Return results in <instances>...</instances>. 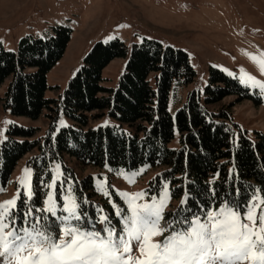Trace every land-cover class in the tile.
I'll return each mask as SVG.
<instances>
[{
    "label": "trees",
    "instance_id": "1",
    "mask_svg": "<svg viewBox=\"0 0 264 264\" xmlns=\"http://www.w3.org/2000/svg\"><path fill=\"white\" fill-rule=\"evenodd\" d=\"M55 31L50 38L23 37L17 52L0 44V86L12 76L2 100L12 113L32 118H38L45 108L56 114L62 109L74 124L53 136L54 119L44 140L34 138V128L12 124L0 145V184L7 183L18 162L37 149L38 153L28 160L35 167V207L43 204L55 161L62 163L66 178L75 179L78 197L95 193L93 176L75 178L73 170L63 163L65 156L113 169L159 167L150 191L160 192L164 181H169L172 196L180 199L187 194L190 199L184 207L194 210L201 204L206 210L209 206L213 209L225 200L241 203L259 192L254 190L264 189V132L256 131L251 139L235 124L240 132L237 140L230 111L210 108L229 95H236L237 102L252 97L250 89L238 79L211 67L204 95L200 90L191 91L173 114L169 103L174 85H187L197 76L188 53L152 38H144L130 50L117 38L96 43L63 94L48 98L47 73L62 58L71 38L68 27L57 26ZM122 56L129 58L117 87L105 86V67ZM153 72L155 85L150 80ZM100 110H108L131 129L88 127L90 113ZM177 131L179 144L172 147ZM213 190L219 194L215 199ZM180 206L181 202L177 209Z\"/></svg>",
    "mask_w": 264,
    "mask_h": 264
},
{
    "label": "rangeland",
    "instance_id": "2",
    "mask_svg": "<svg viewBox=\"0 0 264 264\" xmlns=\"http://www.w3.org/2000/svg\"><path fill=\"white\" fill-rule=\"evenodd\" d=\"M57 26L70 28L71 38L62 58L47 73L48 98H59L63 94L96 43H107L117 38L125 42L130 50L144 38H152L165 46L180 48L188 53L197 76L187 85H174L169 103L173 114L187 101L191 91L200 90L204 95L205 87L209 84L211 67L238 80L241 77L247 79L251 75L264 82V71H261L258 63L259 60H264V0H0V44L8 50L17 52L21 39L28 35L50 38L55 35ZM128 58L129 56L117 57L105 67V86L117 87ZM155 75V72L150 75L153 85L156 83ZM11 80L12 76H9L0 86V141H4L7 129L12 124L34 128V138L42 140L50 131L54 119L56 125L51 132L53 136L62 128L74 124L62 109L56 114L54 110L45 108L38 118L12 113L2 100ZM249 89L252 97L237 102L236 95H229L210 106L215 110L227 108L230 111L234 122L231 126L237 140L240 137L239 127L251 139H254L256 131L264 132V95L257 94L256 88ZM105 122L107 125L131 129L127 124L122 125L108 110L90 113L88 127L105 126ZM178 144L177 131L170 145L177 147ZM37 153V149L27 153L18 162L7 183L0 184V203L16 198L18 192L26 191L21 185L26 167L32 172L33 186L35 167L28 160ZM63 163L73 170L77 179L93 176L95 193L83 197L88 202L84 208L90 216L97 217L99 208L102 207L103 213L110 215L117 229L121 227L120 221L113 215V207L110 205L113 201L120 207L125 205L124 198L116 193L147 192L155 195L156 193L150 191L151 181L161 171V168L150 165L131 170L98 167L83 164L70 156H65ZM57 164L61 165L59 170L56 169ZM57 176L67 180L77 195L74 189L75 179L66 178L62 163L55 161L52 165V177L47 184ZM165 183L169 184V181H164L163 185ZM99 186L110 192L111 200L97 191ZM47 189L46 193L50 191L48 187ZM51 191L58 203L61 195L68 194L59 185ZM259 197L262 195L257 192L250 198ZM182 199L184 198H174L170 189L165 221L173 219V215L167 212H176ZM45 200L46 194L42 206L38 207H43ZM138 202L147 201L145 199ZM32 206L35 207L34 203ZM260 207L264 208V204ZM167 234L154 239L163 240ZM133 253L140 255L135 245Z\"/></svg>",
    "mask_w": 264,
    "mask_h": 264
},
{
    "label": "snow or ice",
    "instance_id": "3",
    "mask_svg": "<svg viewBox=\"0 0 264 264\" xmlns=\"http://www.w3.org/2000/svg\"><path fill=\"white\" fill-rule=\"evenodd\" d=\"M258 63L264 71V60ZM239 82L264 95V82L255 77H241ZM24 174L21 185L26 191L0 203V264H264V196L241 203L220 201L215 210L201 204L194 210L184 207L190 199L186 194L173 219L165 221L169 184L155 195L116 193L125 205H110L120 221L117 229L102 207L97 217L90 216L84 208L87 200L61 176L47 184L44 206L33 207L32 172L26 167ZM57 185L68 193L59 203L51 191ZM97 191L111 200L103 186ZM211 195L215 199L219 194L213 190ZM164 233L163 240L154 239Z\"/></svg>",
    "mask_w": 264,
    "mask_h": 264
}]
</instances>
